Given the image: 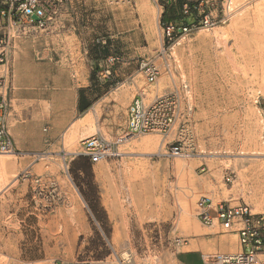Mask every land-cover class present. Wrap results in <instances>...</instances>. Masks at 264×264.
Masks as SVG:
<instances>
[{
    "label": "rangeland",
    "instance_id": "rangeland-1",
    "mask_svg": "<svg viewBox=\"0 0 264 264\" xmlns=\"http://www.w3.org/2000/svg\"><path fill=\"white\" fill-rule=\"evenodd\" d=\"M181 2L52 0L40 25L10 28L0 74L22 146L0 153V264H176L192 239L229 233L198 221L200 197L264 213V0H234L228 21L168 45L163 17L187 21ZM180 80L193 104L182 136L176 124L117 144L114 158L74 154L95 132L114 141L136 93Z\"/></svg>",
    "mask_w": 264,
    "mask_h": 264
},
{
    "label": "built area",
    "instance_id": "built-area-1",
    "mask_svg": "<svg viewBox=\"0 0 264 264\" xmlns=\"http://www.w3.org/2000/svg\"><path fill=\"white\" fill-rule=\"evenodd\" d=\"M52 0H0V65L4 66L9 57L11 41L10 28L21 25H40L49 14ZM171 3L173 0H165ZM234 0H182L180 12L187 21L162 23V38L171 44L177 37L187 35L197 29H212L228 21L235 13ZM37 17V20L33 18ZM164 44V42H163ZM162 50L164 48L162 47ZM113 64L115 57H108ZM140 69L149 84H155L159 68L150 62H142ZM9 110L6 76L0 74V153H15L14 142L6 126ZM193 104L186 81L165 93L147 97L140 91L126 107L125 125L122 133L114 141L105 139L95 132L80 141V149L74 154L98 162L117 157V144L135 136L157 133L166 136L172 128L180 125L181 132L187 129ZM174 155H184L182 144L171 148ZM196 217L208 228H219L221 232H234L243 247L237 252L212 251L201 255L203 264H264V213L252 212L246 203L231 205L225 200L216 203L202 196L196 203ZM122 264H134L131 254L122 258Z\"/></svg>",
    "mask_w": 264,
    "mask_h": 264
},
{
    "label": "crops",
    "instance_id": "crops-1",
    "mask_svg": "<svg viewBox=\"0 0 264 264\" xmlns=\"http://www.w3.org/2000/svg\"><path fill=\"white\" fill-rule=\"evenodd\" d=\"M2 66V65H0ZM12 84L14 82V73L11 75ZM15 91L10 93V100L14 101ZM12 106V104H11ZM14 106V105H13ZM14 119V107H12L7 116V125L13 124ZM10 134L15 142L16 147H21V132L17 127L11 126ZM212 229V228H211ZM188 248L180 249L177 251L176 264H203L201 255L205 252L212 251H226L237 252L243 249L238 243L237 234L229 232L228 234H210L205 239H192L188 242ZM264 258V255L261 256Z\"/></svg>",
    "mask_w": 264,
    "mask_h": 264
},
{
    "label": "bare ground",
    "instance_id": "bare-ground-1",
    "mask_svg": "<svg viewBox=\"0 0 264 264\" xmlns=\"http://www.w3.org/2000/svg\"><path fill=\"white\" fill-rule=\"evenodd\" d=\"M0 67H1V66H0ZM263 67H264V66H263ZM262 70H263V69H262ZM263 74H264V73H263ZM252 76H253V75H252ZM143 139H144V138H143ZM148 143H149V144L152 143V142L150 143V141L148 140V138H147L146 140L143 141V144H144V145H147ZM143 144H142V145H143ZM149 144H148V145H149ZM152 144H153V143H152ZM143 147H144V146H143ZM120 153H122V151H121ZM1 154H9V155H11V154H13V153H1ZM3 158H4V157H3ZM4 166H5L4 160H3V159H0V171L3 170ZM261 186H262V185H261ZM149 198H150V197H149ZM144 201H145V200H144ZM143 203H144V202H143ZM184 213H185V216L188 214V212H187L186 210L184 211ZM184 218H185V217H184ZM181 219H182V217H181ZM187 219H188V218H187ZM187 219H186V220H187ZM123 255H124V254H123Z\"/></svg>",
    "mask_w": 264,
    "mask_h": 264
},
{
    "label": "trees",
    "instance_id": "trees-1",
    "mask_svg": "<svg viewBox=\"0 0 264 264\" xmlns=\"http://www.w3.org/2000/svg\"><path fill=\"white\" fill-rule=\"evenodd\" d=\"M163 22H165L164 17H163ZM163 22H162V23H163ZM84 109H86V106H82V107L80 108V110H84Z\"/></svg>",
    "mask_w": 264,
    "mask_h": 264
},
{
    "label": "water",
    "instance_id": "water-1",
    "mask_svg": "<svg viewBox=\"0 0 264 264\" xmlns=\"http://www.w3.org/2000/svg\"><path fill=\"white\" fill-rule=\"evenodd\" d=\"M33 18H34L35 20H37V17L33 16Z\"/></svg>",
    "mask_w": 264,
    "mask_h": 264
}]
</instances>
